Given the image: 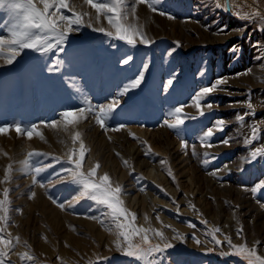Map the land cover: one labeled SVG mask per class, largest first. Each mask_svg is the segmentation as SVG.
<instances>
[{"label":"rangeland","instance_id":"374dc122","mask_svg":"<svg viewBox=\"0 0 264 264\" xmlns=\"http://www.w3.org/2000/svg\"><path fill=\"white\" fill-rule=\"evenodd\" d=\"M78 2L81 7L77 10L90 14L85 20L91 18L94 26L109 28L103 16L96 24L95 10L83 0ZM226 2L227 9L225 0H162L156 11L138 5L136 23L143 25L154 41L148 46L130 48L123 41L85 27L70 33L63 46L65 51L57 55L41 56L26 49L11 65L0 60V126L36 125L43 136L28 139L14 130L0 134V179L10 163L14 169L13 179L0 185V193L4 187L10 188V219L3 234L13 238L9 264H139L116 250L106 254L115 247L113 239L118 235L105 215V207L87 199L75 201L79 189L67 186L68 181L49 184V179L58 180L53 172L66 175L61 170L71 167L67 157L73 152L79 155L81 142L87 151L80 171L87 174L98 164L94 179L98 181L107 173L113 187H122V206L135 214L134 225L161 230L173 244L156 254L159 264H247L241 256H221V251L232 250L227 243L216 246L211 241L207 233L214 227L221 229L216 234L218 239L223 241L227 235L233 244L255 246L257 254L264 255V190L252 191L264 181V159L258 158L252 164L243 162L250 151L264 147V60L256 59L257 55L264 56V31L258 30L264 28V0ZM161 11L174 19L160 15ZM257 12L260 16L253 15ZM246 14L252 19H243ZM11 22L12 14L0 8V36H7L5 29ZM225 25L227 35H217ZM257 41L262 42L259 51L254 46ZM233 44L242 49L239 59L229 52ZM125 53L135 57L129 65L118 63ZM57 58L63 63L59 70L49 72L47 66ZM142 62L150 65L144 81L120 97L121 107L108 121V131L95 123L94 114L74 125L63 122L64 111L87 107V102L93 106L110 102L138 75ZM247 69L252 72L244 74ZM221 77L227 82L201 102L202 106L211 103L213 108L204 107L201 118L207 121L200 123L191 97ZM170 78H174V85L166 87ZM179 105L191 108L184 115L198 117L186 120L182 126L187 148H181V137L163 123L171 119L169 111ZM249 112L255 114L246 115L240 125L236 115ZM219 118L226 122L224 131L211 138L212 148H202L196 139L201 124L206 129ZM53 122H57L55 127ZM121 124L125 127L120 131H111ZM253 124L260 132L251 145H246L244 139L251 135ZM76 133L79 138L73 142ZM228 137L229 145L220 143ZM149 148L151 152L146 156ZM32 151L46 154L34 157V164L53 165L39 177L47 190L32 185L31 175L16 171ZM205 153L211 161L207 166L202 164ZM217 169L220 171L216 176L210 175ZM31 192L36 195L28 199ZM49 194L63 202L65 210L53 204ZM70 201L75 204L72 208L68 207ZM102 232L103 237L99 236ZM177 232L182 240L172 239ZM151 240L153 244L161 243L155 236ZM133 242H139V237H133ZM25 252L34 260L20 261L19 254Z\"/></svg>","mask_w":264,"mask_h":264},{"label":"snow or ice","instance_id":"6c2138e0","mask_svg":"<svg viewBox=\"0 0 264 264\" xmlns=\"http://www.w3.org/2000/svg\"><path fill=\"white\" fill-rule=\"evenodd\" d=\"M162 3V0H83V4L88 5L91 9L95 10V22L99 24L101 16L107 21L109 28L94 26L92 19L85 20V17H89L90 14L85 11H78L81 7L78 0H0V8H7L12 14V22L5 29L7 36H0V60H3L5 65H11L17 61V58L21 56L24 50H31L39 53L41 56H46L48 53L57 55L65 51L64 44L68 40L70 33L79 32L81 28H90L94 32H100L104 35L111 37L115 40L123 41L128 47L136 48L137 45H151L154 43L144 30V26L136 23L137 20V6L147 5L152 11H156V5ZM216 7H221L220 4H216ZM224 7L227 9L228 5L225 0ZM65 12H70L71 15H66ZM160 15H167L169 20L174 19L170 14H166L163 11ZM254 16H260V14L254 13ZM131 17V20L129 19ZM238 18H241L238 16ZM245 20L252 19V16L244 15L242 17ZM261 22H264V17H261ZM227 25L217 30V35L225 34ZM258 30L264 31V28ZM177 47L180 46L179 42ZM260 41H257L254 45L257 50L261 47ZM115 47V45H113ZM174 51V49H173ZM235 59H239V54L242 49L233 44L229 49ZM257 60H264V56L257 55ZM135 60V57L130 53H125L123 57L118 61L121 65H129ZM63 63L59 58L55 59L53 63L47 66L49 72L59 70L60 65ZM150 65L147 62H142L141 70L138 71V75L130 80L110 102L105 104H99L93 106L91 102H87V107H80L74 111H64L61 113L63 122L67 125H74L87 118L88 114H94L93 119L95 123L103 130L108 131V121L114 119L117 112L121 107V99L127 95L131 90L137 89L141 86L145 78V73L149 70ZM252 69H247L244 74L251 73ZM204 75L203 72L200 73ZM240 75V74H237ZM227 81L224 78H217L210 86L201 87L192 97V104L197 109L198 116L202 117L205 115L203 110L206 107L208 110L213 108L211 103L202 106L204 101L210 94L220 90V86L225 84ZM174 85V78H170L167 81L166 87ZM247 107L252 109L253 105L250 101H247ZM184 105H179L171 109L168 116L171 119H165L164 125L169 129L176 131L178 137H181V148H187L188 144L186 140L181 136V133L185 131L182 127L185 125V121L188 119L195 120L197 116H186L183 113ZM254 112L245 114H237L235 119L240 124H244L246 115H254ZM57 122H53L55 127ZM225 120L219 118L213 122V126L202 129L198 135L200 146L202 148H212L214 145L210 142L211 138L216 132H222L225 128ZM125 125L121 124L118 127L111 128V131H120ZM10 130H14L17 135H24L28 139H31L34 135L39 136L43 139L41 133L37 130L36 125H32L30 128H23L19 124L0 126V134H7ZM260 128L258 125L253 124L251 126V135L245 137L244 143L251 145L253 141L258 138ZM79 138V133L73 135L72 139L75 142ZM231 142V137L225 138L220 141L221 144L227 146ZM83 142L80 143L79 155L70 153L67 157V163L71 167L64 168L61 171L66 173L62 175L60 171L53 172L52 175L58 177V180L53 181L49 179V184L60 183L68 181L67 186L76 185L79 189V193L74 197L75 201L81 199H87L94 201L97 205L105 207L108 211L105 213L117 229L118 239L115 242L116 251L122 252L123 255L132 257L139 262V264H159L156 260V254L163 252L165 249L173 247V244L168 241L165 234L161 230L152 228L136 227L134 221L136 216L134 213L129 212L125 209L123 201L120 198L123 189L120 185L113 187L110 177L107 173L99 176L98 181L94 179L96 177L97 164L95 167L89 170L87 174H84L81 169L82 161L85 158L86 153ZM151 149L149 148L145 155H149ZM195 148L193 147V155H195ZM5 155H7L5 153ZM46 154L39 151H32L27 153L26 158L20 162L21 167L16 171H19L23 175H31L32 185H38L40 188L47 190V185L39 179L41 174L52 168V164H40L33 163L34 157H41ZM119 155V153H117ZM205 159L202 160V164L207 166L211 161L207 158V153L204 154ZM259 159H264V147H258L248 153V156L244 159L245 164H252ZM56 162H59V158ZM214 159V158H213ZM163 163V161H161ZM127 165V161H124ZM243 170V169H241ZM217 169L212 171L210 175L216 176ZM13 165L10 163L4 168L3 179H0V185L5 184L13 179ZM131 175V173H129ZM171 175V173H169ZM159 187V186H157ZM264 190V181H261L256 187L252 189L253 192ZM10 188L4 187L2 198H0V264H9L8 257L12 251L14 244L13 238L10 234L7 236L3 235L6 231L5 225H7L10 216V199H9ZM35 192H31L28 199L34 198ZM49 198L52 203L55 204L61 210H65V204L57 201L56 198ZM75 204L70 201L68 207L72 208ZM194 207V205L192 206ZM15 211H19L16 209ZM129 217L131 219H129ZM88 219H98L97 217H86ZM123 218V219H122ZM147 219V217H146ZM159 220V216L156 217ZM103 225V221H99ZM206 223V221H202ZM193 226V225H190ZM170 227V226H165ZM194 227V226H193ZM173 231H175L173 229ZM221 232L219 227H214L208 230L207 235L211 237V241L216 245L220 246L222 243H227L229 248L232 250L231 253L221 251V256H227L234 254L241 256L246 259L247 264H264V255H258L255 246L248 247L246 244L235 245L232 243L230 237L225 235L223 241L217 238V233ZM158 237L161 243L153 244L151 237ZM133 237H139V242H133ZM122 238V241L119 239ZM19 242V238H15ZM172 239H183L180 233H176ZM200 243L199 240L196 241ZM206 251H213L212 248H207ZM20 261H33L34 257L25 252L19 254ZM59 259V257L57 258ZM103 259H107L106 257ZM95 264V262H92Z\"/></svg>","mask_w":264,"mask_h":264},{"label":"bare ground","instance_id":"6f19581e","mask_svg":"<svg viewBox=\"0 0 264 264\" xmlns=\"http://www.w3.org/2000/svg\"><path fill=\"white\" fill-rule=\"evenodd\" d=\"M1 62V61H0ZM3 63V62H2ZM163 69H166V68H163ZM167 70V69H166ZM177 100L179 99V97H177L176 98ZM179 101V100H178ZM170 108V107H169ZM189 110H191V108H185V109H183V112L184 113H188V111ZM199 120H200V123H204V122H206L207 120L206 119H202L201 117L199 118ZM202 129H204V125L203 124H201V130ZM201 133V132H200ZM167 136V135H166ZM196 139H198V138H196ZM94 223V222H93ZM93 225V224H92ZM91 226V225H90ZM101 231V230H100ZM101 235H103L104 236V232H102L101 234H99V236H101ZM103 236H101V237H103ZM70 237H72V236H70ZM100 237V238H101ZM114 241H116L117 239L116 238H114L113 239ZM113 240L111 241V242H113ZM182 245V244H181ZM175 246V245H174ZM79 247V246H78ZM116 249H115V247H112L106 254H109V255H111L112 253H114V251H115ZM80 252V251H79ZM79 252L77 253V254H79ZM116 254V253H115ZM78 256V255H77ZM84 257V256H83ZM84 258H86V257H84ZM126 258H128V256H126ZM74 260V259H73ZM98 260V259H97ZM117 260V259H116ZM112 261V260H111ZM75 262V261H74ZM79 262V261H78ZM86 262V264H89V261H85ZM84 262V263H85ZM81 263V262H80Z\"/></svg>","mask_w":264,"mask_h":264}]
</instances>
